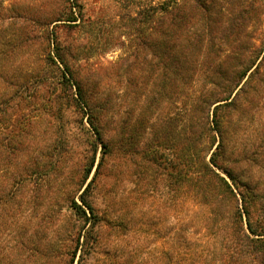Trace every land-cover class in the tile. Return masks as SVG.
<instances>
[{
	"label": "trees",
	"instance_id": "1",
	"mask_svg": "<svg viewBox=\"0 0 264 264\" xmlns=\"http://www.w3.org/2000/svg\"><path fill=\"white\" fill-rule=\"evenodd\" d=\"M6 1L0 0V59L14 64L28 48L47 50L44 64L58 68L65 100L87 116L94 135L85 179L101 145L79 201L67 195L74 216L64 264H90L108 243L107 229L129 225L95 200L97 177L118 158L144 166L200 209L191 208L176 227L170 248L140 256L133 245L118 252L108 243L106 264H264V43L257 46L249 31L259 17L256 0H121L136 9L126 17L139 64V78L127 80L134 95L128 102L127 91L118 95L112 83L107 90L99 79L82 78L68 59L56 28L79 24L78 0ZM21 67L0 66L1 115L27 90L39 91ZM27 130L0 129V167L21 155ZM38 149L34 160H50L44 178L70 152L67 145L48 146V154Z\"/></svg>",
	"mask_w": 264,
	"mask_h": 264
},
{
	"label": "rangeland",
	"instance_id": "2",
	"mask_svg": "<svg viewBox=\"0 0 264 264\" xmlns=\"http://www.w3.org/2000/svg\"><path fill=\"white\" fill-rule=\"evenodd\" d=\"M78 3L81 7L74 11L81 10L79 24L76 27L60 24L56 28L69 61L82 78L88 75L99 79L107 90L112 83L118 95L127 91L129 95L124 99L130 101L134 95L127 80L139 78L138 40L135 31L127 26L126 17L128 13L135 15V4L127 5L121 0H78ZM255 4L259 17L251 22L249 31L255 33V43L261 46L264 0H256ZM41 48L26 49L14 64L0 59V66H22L23 74L34 79H30L31 83H40L39 91L27 90L4 107L6 114H0V129L5 132L20 125L28 127L24 134L26 148L11 164L0 167V264H64L69 259L68 226L71 227L69 221L74 215L67 195L79 201L78 196L92 179L101 156L98 144L96 165L85 179L94 151L90 144L93 132L87 116L65 100L61 84L57 83L60 71L55 65L44 64L47 50ZM41 68L45 73L39 77ZM67 93L71 95V90ZM53 145L57 148L67 145L70 152L63 156L60 170L44 178L50 160L44 155L34 160V150L38 147V152L45 154L47 147ZM37 168L40 172L36 173ZM135 168L118 158L97 177L95 200L102 210L108 209L114 217H124L129 223L122 230L108 228L106 241L117 246L118 252L126 244L133 245L141 256L157 248H170L176 227L188 219L191 208L199 210L200 206L190 196L172 193L164 179L146 171L144 166ZM26 176L27 180H22ZM52 214L55 216L51 217ZM108 243L92 254L90 264H106ZM174 244L179 245L178 241Z\"/></svg>",
	"mask_w": 264,
	"mask_h": 264
}]
</instances>
